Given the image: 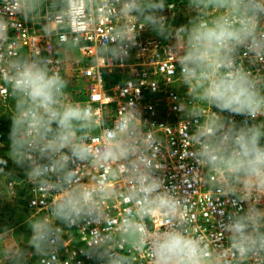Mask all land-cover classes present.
I'll use <instances>...</instances> for the list:
<instances>
[{
	"label": "clouds",
	"instance_id": "1",
	"mask_svg": "<svg viewBox=\"0 0 264 264\" xmlns=\"http://www.w3.org/2000/svg\"><path fill=\"white\" fill-rule=\"evenodd\" d=\"M174 7L167 0H0V84L13 101L7 155L34 189L54 194L46 214L28 216L26 244L0 249V264H67L59 258L65 229L80 225L95 226L79 250L95 264H139L142 253L147 264H264V119H257L264 117V0H187L194 15L178 27L163 14ZM21 19L68 55L110 21L91 61L106 66L128 60L146 28L174 41L166 55L187 90L174 110L188 125L185 151L197 165L182 183L191 187L202 175L223 198L221 237L193 234L192 192L167 183L159 156L165 141L137 105L129 102L109 123L72 99L53 56L25 52L10 35ZM5 167L0 177L9 181ZM115 200L119 217L109 206Z\"/></svg>",
	"mask_w": 264,
	"mask_h": 264
},
{
	"label": "built area",
	"instance_id": "2",
	"mask_svg": "<svg viewBox=\"0 0 264 264\" xmlns=\"http://www.w3.org/2000/svg\"><path fill=\"white\" fill-rule=\"evenodd\" d=\"M167 3L175 5L173 9L166 8L163 13L174 26L186 24L189 17L194 15L187 8V0H167ZM109 23L110 21L102 20L95 33L86 34L84 41L86 47L74 53L73 60H69L61 53L62 49L57 47L54 39L37 33L22 19L21 25H16L18 31L13 30L10 35L16 36L25 52L36 49L42 54L53 56V66L58 67L70 80L68 91L72 99L88 103L102 120L106 119L111 123L120 115V112H123L129 102H134L142 114V119L155 126L152 129L153 134H158L165 141V147L160 149L159 156L161 163L165 166L167 183L180 185L192 192L188 214L192 218L193 234L204 236L209 240L213 236L221 237L223 234L218 230V220L221 219L219 209L223 198L219 201L211 189L205 186L202 175L197 183H192L191 187L182 183L184 174L197 165L185 151L188 148L186 132L188 125L182 122V114L174 110L176 107L174 98H185L187 91L180 82L179 65L175 64L171 55H166V49L174 41H166L146 28L137 37V45L130 49L128 60L123 63L115 62L113 66L111 64L106 66L103 61L98 64L92 63L96 43ZM57 53L60 56H57ZM60 59L62 62L56 64V60ZM116 70H120L123 74L121 79L113 84L110 78ZM12 110L13 101L8 95L7 87L0 84V158L8 161L6 166L13 167V176L9 181L6 178V186L8 187V182L10 183L11 180H16L13 182V187L8 188L12 193L23 192L25 206L30 214L43 215L46 214L48 205L54 199V194L34 189V185L27 181L25 169L18 167L7 155L10 149H7L4 142L5 122L1 111L11 115ZM234 119L239 122L244 117L235 116ZM257 119L261 120L264 117ZM189 131H191L190 128ZM188 151L191 149L189 148ZM0 167L5 166L0 165ZM109 206L112 209V215L119 217L122 212L120 201L115 200ZM153 223L158 226V220ZM93 227L95 226L86 228L80 225L65 229L68 231L65 237V248L61 249L59 254L62 262L67 260V264H95L79 251L87 239L86 232H90ZM74 251L76 256L72 259ZM35 263L34 258L30 264ZM139 264H147L145 253L140 255Z\"/></svg>",
	"mask_w": 264,
	"mask_h": 264
},
{
	"label": "rangeland",
	"instance_id": "3",
	"mask_svg": "<svg viewBox=\"0 0 264 264\" xmlns=\"http://www.w3.org/2000/svg\"><path fill=\"white\" fill-rule=\"evenodd\" d=\"M29 24L37 33L42 34L38 25L30 22ZM61 53L65 57H68L69 60L74 59V53L68 55L65 54L63 50H61ZM122 74L120 70H116L111 76L110 82L113 84L116 83L121 79ZM1 116L5 122L4 142L7 149H10V141L8 139L11 126L10 115L1 111ZM12 170L13 167L10 165L5 167L6 172H12ZM29 215L31 214L25 206L23 192L12 193L10 188L6 186V178L0 177V232H2L5 227L13 230V232H9L6 236L0 235V249L10 243L26 244L27 237L30 236V230L26 224ZM2 260L3 258L0 257V262H2ZM37 263H39L38 260H36L35 264Z\"/></svg>",
	"mask_w": 264,
	"mask_h": 264
}]
</instances>
